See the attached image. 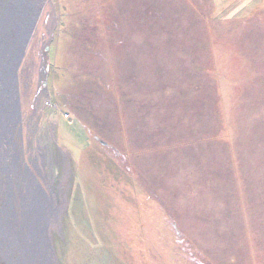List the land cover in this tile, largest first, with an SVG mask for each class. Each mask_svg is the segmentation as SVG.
<instances>
[{
    "label": "rangeland",
    "instance_id": "obj_1",
    "mask_svg": "<svg viewBox=\"0 0 264 264\" xmlns=\"http://www.w3.org/2000/svg\"><path fill=\"white\" fill-rule=\"evenodd\" d=\"M41 2L15 128L49 264H264V0Z\"/></svg>",
    "mask_w": 264,
    "mask_h": 264
},
{
    "label": "bare ground",
    "instance_id": "obj_2",
    "mask_svg": "<svg viewBox=\"0 0 264 264\" xmlns=\"http://www.w3.org/2000/svg\"><path fill=\"white\" fill-rule=\"evenodd\" d=\"M42 7L41 0H0V235L10 242L7 235L15 226L16 192L20 190L22 208L27 211L23 214V226L33 238L32 254L24 253L28 258L20 264H49L44 250V228L59 212L54 202L56 192L48 197L34 175L24 168L15 128L19 118L15 69ZM19 248L23 250L22 246Z\"/></svg>",
    "mask_w": 264,
    "mask_h": 264
},
{
    "label": "crops",
    "instance_id": "obj_3",
    "mask_svg": "<svg viewBox=\"0 0 264 264\" xmlns=\"http://www.w3.org/2000/svg\"><path fill=\"white\" fill-rule=\"evenodd\" d=\"M245 13V12H244ZM243 13V14H244ZM242 16V15H241ZM238 253H240V252H237V253H235V254H237V255H242V253H240V254H238ZM246 254V253H245ZM248 255V254H247ZM251 255V254H250ZM232 257H233V259H232V261H236V258H235V256L234 255H232ZM220 264V263H219ZM229 264V263H228ZM232 264H239L237 261L236 262H234V263H232Z\"/></svg>",
    "mask_w": 264,
    "mask_h": 264
},
{
    "label": "trees",
    "instance_id": "obj_4",
    "mask_svg": "<svg viewBox=\"0 0 264 264\" xmlns=\"http://www.w3.org/2000/svg\"><path fill=\"white\" fill-rule=\"evenodd\" d=\"M214 17V16H213ZM224 21V20H223ZM226 21H229V20H226ZM226 21H225V23H226ZM230 23H231V21H230ZM232 23H235V22H232ZM230 25V24H229ZM65 117H68V115L67 114H65ZM195 122H197V121H195ZM196 124H194V126H195ZM196 129H198V128H196Z\"/></svg>",
    "mask_w": 264,
    "mask_h": 264
}]
</instances>
